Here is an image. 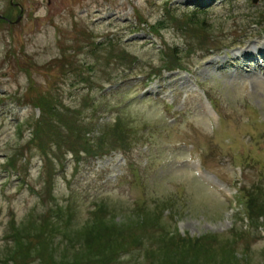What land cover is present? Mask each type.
Wrapping results in <instances>:
<instances>
[{
	"label": "rangeland",
	"instance_id": "374dc122",
	"mask_svg": "<svg viewBox=\"0 0 264 264\" xmlns=\"http://www.w3.org/2000/svg\"><path fill=\"white\" fill-rule=\"evenodd\" d=\"M14 1L21 21L0 20V264H59L64 256L73 264L90 249L101 264H158L163 255L167 264H193L199 244L215 262L232 255L264 264L261 228L246 232L236 214L243 209L190 168L202 163L233 187L242 182V201L263 212L264 37L249 27L253 14L264 15V0H204V11H193L196 0ZM184 10L199 19L188 31L178 29ZM167 12L174 21L159 24ZM0 14L14 21L20 8L0 0ZM167 42L208 90L218 123L193 78L164 72ZM231 43L256 51L263 66L245 58L250 71H236L240 47L188 55L200 44ZM159 69L164 77L148 85ZM44 98L61 126L49 122ZM110 134L109 155L84 149ZM45 221L54 224L42 230ZM189 237L197 245L185 246Z\"/></svg>",
	"mask_w": 264,
	"mask_h": 264
},
{
	"label": "trees",
	"instance_id": "16d2710c",
	"mask_svg": "<svg viewBox=\"0 0 264 264\" xmlns=\"http://www.w3.org/2000/svg\"><path fill=\"white\" fill-rule=\"evenodd\" d=\"M264 9V8H263ZM260 14H259V18L261 19V21H263L264 22V15H263V13H261V12H259ZM185 14L187 15V13L185 12ZM174 14L172 15L171 13H169L168 12V15H167V18H165L164 19V21H162L160 24H162L163 22L165 23H167V20L168 21H170V22H173L174 21ZM263 19V20H262ZM199 19H197V17H195V15H187L186 16V18L184 19V21L186 22V24L184 25V24H178V29H181L182 31H183V28H186L187 29V31L188 30H190V25L191 24H194L195 25V22L194 21H198ZM260 21V22H261ZM174 58H175V60H176V64H177V58L175 57V55L173 56ZM42 101H46V104H45V107L47 108V109H45V112L48 114V116L50 117V119L52 120V121H49L50 123L52 122V123H54V125L55 124H59L60 126H61V124H60V122H59V119L57 120V117H58V112H55V111H53V108H52V100L51 101H49V100H47V99H43ZM50 102L51 103V106L49 105V106H47V102ZM49 103V104H50ZM55 116H57L56 118H55ZM120 123L118 122V123H116V126L118 127V131H119V134H121L122 135V133H121V130H120V125H119ZM39 129V128H38ZM40 131L41 130H37V132L40 134ZM77 131L79 132L76 136H77V139H81V137H82V133H83V130H81V129H77ZM54 133H55V136H56V139H57V141H61V139L63 140V138L64 137H62L61 138V135H60V131L57 129V127H56V130L54 131ZM62 134V133H61ZM112 135L110 134V135H108V136H106V135H102L101 137H99V140H100V143H99V145H96L95 143H90V139L89 138H87V140H84V142L86 141V144H88V143H90V144H88V145H85V147H84V149H86V147H87V150H89L88 152H92V153H94V152H98V151H104V150H106L108 147H110V148H112V143L110 142L111 140H114V137L112 136ZM62 144H59V149L60 148H62V146H61ZM115 145V144H114ZM253 209H254V207H252ZM251 209V208H250ZM251 211H252V209H251ZM261 211V210H260ZM262 214L264 213V208H263V212H261ZM259 216H260V213L258 212L257 213ZM251 216V215H250ZM252 216H254V214H253V212H252ZM262 216V215H261ZM146 217H147V215H146ZM146 217H144V218H146ZM252 218V217H251ZM255 220H258V217L257 218H255ZM105 221V220H104ZM101 222V221H100ZM54 223L52 222V224H50V225H53ZM49 224H47L46 223V221H45V223H43V225H42V230H44V229H46V227L48 228V227H51ZM102 229L103 230H105L104 229V227L102 226ZM40 232V231H39ZM40 234H41V232L39 233V235H37V238L39 237L40 238ZM113 235H115V237H116V235L117 234H115V233H113ZM97 238V237H96ZM97 239H99V238H97ZM136 240H137V238H135V240H133V243L134 242H136ZM113 241H114V239H113ZM198 241H199V239H197V240H195V241H193V240H190L185 246H189V245H191V246H193V245H197V243H198ZM98 243V242H97ZM97 243H96V245H97ZM107 246H109V245H107ZM98 247H100V249L101 248H103V251L102 252H106L107 250H108V248H104L103 247V245L102 246H98ZM196 247H198V248H195V251H194V253L197 251V249H199V252H198V254H197V256H196V258H195V263H193V264H200V262H201V257H204V258H206L205 259V263L204 264H238V262L236 261V258H234L232 255H229V257H227V258H225V261H217V262H215L214 260V258H212L213 257V255H212V257H210V255H209V251H206V249H205V246L204 247H201L200 246V244L198 245V246H196ZM190 248V247H189ZM189 248H187V249H189ZM90 249V248H89ZM100 249H99V251H100ZM185 249H186V247H185ZM90 251H92L91 249H90ZM89 250H86V251H84L83 253H77L73 258H72V263L73 264H101L102 262H101V259H100V254H96L95 256L93 255V256H90L91 255V252H90ZM168 252V251H167ZM166 252V253H167ZM192 253L191 251H188V254H190V253ZM165 253V254H166ZM177 253H179V255H182L183 254V252H182V250L180 249V250H178V252ZM103 258H104V256H103ZM68 260V257L67 256H64V257H62L61 259H60V263L59 264H67V263H64V261H67ZM162 264H167V257H166V255H165V258H164V260H163V262H162Z\"/></svg>",
	"mask_w": 264,
	"mask_h": 264
},
{
	"label": "bare ground",
	"instance_id": "6f19581e",
	"mask_svg": "<svg viewBox=\"0 0 264 264\" xmlns=\"http://www.w3.org/2000/svg\"><path fill=\"white\" fill-rule=\"evenodd\" d=\"M262 49H263V48H262ZM262 49H259L258 51L263 52L264 50H262Z\"/></svg>",
	"mask_w": 264,
	"mask_h": 264
},
{
	"label": "water",
	"instance_id": "95a60500",
	"mask_svg": "<svg viewBox=\"0 0 264 264\" xmlns=\"http://www.w3.org/2000/svg\"><path fill=\"white\" fill-rule=\"evenodd\" d=\"M19 20H20V18H19ZM19 20H18V21H19Z\"/></svg>",
	"mask_w": 264,
	"mask_h": 264
}]
</instances>
